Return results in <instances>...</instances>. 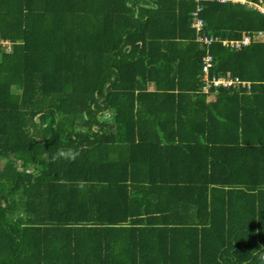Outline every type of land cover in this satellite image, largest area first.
<instances>
[{"label":"trees","instance_id":"16d2710c","mask_svg":"<svg viewBox=\"0 0 264 264\" xmlns=\"http://www.w3.org/2000/svg\"><path fill=\"white\" fill-rule=\"evenodd\" d=\"M256 3L0 0V264H261Z\"/></svg>","mask_w":264,"mask_h":264},{"label":"built area","instance_id":"2783aa9c","mask_svg":"<svg viewBox=\"0 0 264 264\" xmlns=\"http://www.w3.org/2000/svg\"><path fill=\"white\" fill-rule=\"evenodd\" d=\"M201 1V0H197ZM224 1V0H218ZM231 1H244V0H231ZM259 3L254 4L255 7L262 13H264V5L262 0H258ZM201 10L200 7L196 9V11L192 12L194 17L193 26L197 29H200L203 26V22L201 19L197 17L198 12ZM263 38V33L261 31L252 32V33H243L241 38L239 39H223L222 44L228 47H231L236 50H240L246 46H248L253 40H261ZM204 43L209 44L211 38L204 37L202 39ZM217 40V38H215ZM202 77L201 80L203 82L202 91L207 93L211 87H222L227 89L239 90L241 87H249L250 82L246 80H242L236 75H232L229 72L214 75L210 74V70L214 67V60L212 55L207 54L202 58Z\"/></svg>","mask_w":264,"mask_h":264},{"label":"clouds","instance_id":"9594fccd","mask_svg":"<svg viewBox=\"0 0 264 264\" xmlns=\"http://www.w3.org/2000/svg\"><path fill=\"white\" fill-rule=\"evenodd\" d=\"M80 156V151L72 148L68 149H58L51 157V162H56L58 160H65V161H75ZM78 187L82 186L81 184L77 185ZM258 258L261 264H264V252L258 253Z\"/></svg>","mask_w":264,"mask_h":264},{"label":"crops","instance_id":"0c3cea01","mask_svg":"<svg viewBox=\"0 0 264 264\" xmlns=\"http://www.w3.org/2000/svg\"><path fill=\"white\" fill-rule=\"evenodd\" d=\"M262 40V39H261Z\"/></svg>","mask_w":264,"mask_h":264}]
</instances>
